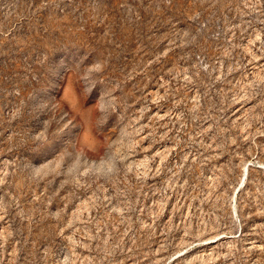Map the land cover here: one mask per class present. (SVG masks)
Masks as SVG:
<instances>
[{
  "label": "rangeland",
  "instance_id": "obj_1",
  "mask_svg": "<svg viewBox=\"0 0 264 264\" xmlns=\"http://www.w3.org/2000/svg\"><path fill=\"white\" fill-rule=\"evenodd\" d=\"M0 264H264V0H0Z\"/></svg>",
  "mask_w": 264,
  "mask_h": 264
}]
</instances>
